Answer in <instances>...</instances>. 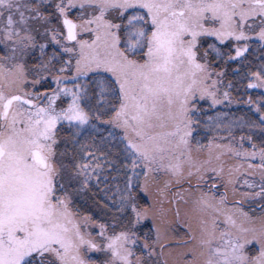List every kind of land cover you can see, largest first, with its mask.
Segmentation results:
<instances>
[{
    "label": "snow or ice",
    "instance_id": "obj_1",
    "mask_svg": "<svg viewBox=\"0 0 264 264\" xmlns=\"http://www.w3.org/2000/svg\"><path fill=\"white\" fill-rule=\"evenodd\" d=\"M0 264H264V0H0Z\"/></svg>",
    "mask_w": 264,
    "mask_h": 264
},
{
    "label": "rangeland",
    "instance_id": "obj_2",
    "mask_svg": "<svg viewBox=\"0 0 264 264\" xmlns=\"http://www.w3.org/2000/svg\"><path fill=\"white\" fill-rule=\"evenodd\" d=\"M255 55H256V56H259V55H260V53H259V52H257V53H255ZM229 75H231V72H229Z\"/></svg>",
    "mask_w": 264,
    "mask_h": 264
},
{
    "label": "trees",
    "instance_id": "obj_3",
    "mask_svg": "<svg viewBox=\"0 0 264 264\" xmlns=\"http://www.w3.org/2000/svg\"><path fill=\"white\" fill-rule=\"evenodd\" d=\"M241 108H243V105H241ZM233 110L235 111L236 109L234 108Z\"/></svg>",
    "mask_w": 264,
    "mask_h": 264
}]
</instances>
